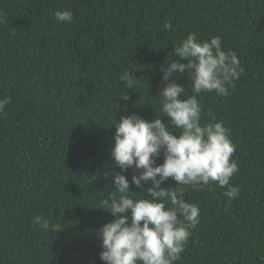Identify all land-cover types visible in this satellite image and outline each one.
Instances as JSON below:
<instances>
[{
  "label": "trees",
  "instance_id": "16d2710c",
  "mask_svg": "<svg viewBox=\"0 0 264 264\" xmlns=\"http://www.w3.org/2000/svg\"><path fill=\"white\" fill-rule=\"evenodd\" d=\"M56 11L73 21L58 23ZM189 33L220 36L244 69L229 96L197 97L201 122L230 130L240 193L229 201L215 183L185 188L200 223L177 264H264V0H0V98H11L0 115V264H103L96 232L113 219L99 209L113 190L111 127L161 115L160 68ZM128 69L132 89L119 80ZM37 215L60 231H40Z\"/></svg>",
  "mask_w": 264,
  "mask_h": 264
},
{
  "label": "clouds",
  "instance_id": "9594fccd",
  "mask_svg": "<svg viewBox=\"0 0 264 264\" xmlns=\"http://www.w3.org/2000/svg\"><path fill=\"white\" fill-rule=\"evenodd\" d=\"M54 16L58 23L73 21L71 11H56ZM163 28L172 30L171 22L166 21ZM169 57L160 68L164 82L157 98L161 115L150 121L135 114L122 116L111 127L115 129L110 149L114 170L105 175L114 173L109 186L113 190L99 209L113 219L96 232L103 264H177L190 229L200 223L199 206L184 199L185 188L202 190L215 183L226 188L224 196L229 201L240 193L239 186L230 184L239 171L232 159L235 145L229 138L230 130L215 117L202 123L204 109L197 98L201 93L230 95L229 89L244 72L236 53L222 49L220 36L200 40L189 33ZM178 76L187 77L193 95L178 82ZM119 80L128 89L139 81L129 69ZM127 93L119 98L128 101ZM10 103V97L0 98V115ZM161 155L163 163L157 165ZM116 168L120 172H115ZM130 168L138 174L129 182L122 173ZM169 178L176 182L175 188L161 186ZM130 183L140 191H130ZM32 223L45 233L60 231L59 224L43 215L35 216Z\"/></svg>",
  "mask_w": 264,
  "mask_h": 264
}]
</instances>
